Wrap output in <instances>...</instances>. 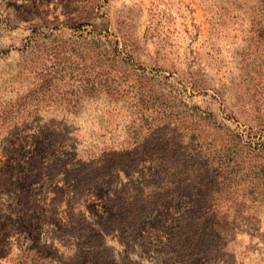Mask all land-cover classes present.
Wrapping results in <instances>:
<instances>
[{"label": "rangeland", "instance_id": "374dc122", "mask_svg": "<svg viewBox=\"0 0 264 264\" xmlns=\"http://www.w3.org/2000/svg\"><path fill=\"white\" fill-rule=\"evenodd\" d=\"M0 264H264V0H0Z\"/></svg>", "mask_w": 264, "mask_h": 264}, {"label": "trees", "instance_id": "16d2710c", "mask_svg": "<svg viewBox=\"0 0 264 264\" xmlns=\"http://www.w3.org/2000/svg\"><path fill=\"white\" fill-rule=\"evenodd\" d=\"M195 87H197V89H202L199 85L195 84ZM226 111H228V115L235 117L236 115L232 112L233 109L230 107V105H227L226 107Z\"/></svg>", "mask_w": 264, "mask_h": 264}]
</instances>
